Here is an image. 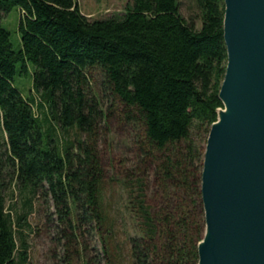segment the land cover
<instances>
[{"label": "trees", "instance_id": "trees-1", "mask_svg": "<svg viewBox=\"0 0 264 264\" xmlns=\"http://www.w3.org/2000/svg\"><path fill=\"white\" fill-rule=\"evenodd\" d=\"M193 3L200 28L179 0H132L101 19L76 0H0V264L29 263L41 191L83 264H198L203 163L228 52L225 0ZM13 9L19 50L1 23ZM30 65L36 95L26 96L15 78ZM111 118L138 127L139 152L132 166L112 161L113 175L100 146ZM12 184L22 211L7 209ZM84 227L99 236L97 257L80 249Z\"/></svg>", "mask_w": 264, "mask_h": 264}, {"label": "water", "instance_id": "water-1", "mask_svg": "<svg viewBox=\"0 0 264 264\" xmlns=\"http://www.w3.org/2000/svg\"><path fill=\"white\" fill-rule=\"evenodd\" d=\"M228 64L202 171L198 264H264V0H225Z\"/></svg>", "mask_w": 264, "mask_h": 264}, {"label": "rangeland", "instance_id": "rangeland-1", "mask_svg": "<svg viewBox=\"0 0 264 264\" xmlns=\"http://www.w3.org/2000/svg\"><path fill=\"white\" fill-rule=\"evenodd\" d=\"M180 11L182 15L190 20L195 21L197 28L201 27V21L196 18L198 13L194 6L193 0H179ZM80 11L88 18L101 19L112 16H122L126 13L127 7L132 0H76ZM22 12L19 9H13L8 15L2 19V25L11 33L14 48H20V36L18 32L19 18ZM20 69V67H19ZM18 69V70H19ZM30 74H17L15 78L16 87L24 94H35L32 91V72L33 66H29ZM100 81V77L97 78ZM108 107V100L104 102ZM37 111V108H36ZM38 113V112H36ZM105 128L101 138L102 160L106 168L113 175L110 168L111 162L124 163L132 166L138 162L139 152L136 144L138 135V127L134 124L121 123L116 118H111L109 126ZM0 142L2 149L6 148V136L0 129ZM119 194V192H118ZM7 209H11L15 204V210L22 211L24 207V198L19 194L18 189L14 188V184L8 185L7 188ZM107 201L106 192L103 196ZM117 201V200H116ZM118 202L116 207H118ZM55 213V206L50 195L44 196L41 191L40 196L35 200L34 211L29 216L28 222L30 227L27 229V240L29 248L28 264H66V259L74 260V264H83L81 255L76 254L77 248L69 249L67 239L64 234L65 226L60 224ZM84 239L82 253L85 257H97L101 254V242L96 231H91L88 227L83 228ZM100 259V258H98ZM101 260V259H100Z\"/></svg>", "mask_w": 264, "mask_h": 264}]
</instances>
